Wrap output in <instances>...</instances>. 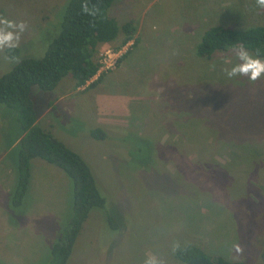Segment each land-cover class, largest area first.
<instances>
[{"label":"rangeland","instance_id":"obj_1","mask_svg":"<svg viewBox=\"0 0 264 264\" xmlns=\"http://www.w3.org/2000/svg\"><path fill=\"white\" fill-rule=\"evenodd\" d=\"M66 4L0 0V15L28 24L20 60L43 55ZM107 12L136 29L116 49L126 51L114 67L80 87L66 75L30 94L37 124L87 162L106 200L89 212L66 264H143L151 254L181 264L175 242L263 264L264 78L229 79L224 69L238 62L232 49L207 58L195 48L211 26L264 25V9L256 0H114ZM116 44L101 45L95 60ZM6 55L0 75L18 63ZM96 126L106 139L91 136ZM20 132L14 111L0 104V264H48L72 185L60 168L33 158L23 201L11 205Z\"/></svg>","mask_w":264,"mask_h":264},{"label":"trees","instance_id":"obj_2","mask_svg":"<svg viewBox=\"0 0 264 264\" xmlns=\"http://www.w3.org/2000/svg\"><path fill=\"white\" fill-rule=\"evenodd\" d=\"M113 1L88 0L90 5H98L101 9L97 17H90L81 11L84 0H67L60 24L53 31L43 55L38 58H22L9 71L0 75V104L14 111L21 130L17 137V179L11 205L17 207L23 201L33 158L57 166L71 181V212L59 236L52 243L48 264L67 263L74 254L89 212L93 208H104L106 200L100 194L87 162L53 137L50 131L37 124L31 89L35 86L42 91L52 90L66 75L73 79L76 87L83 86L98 70L99 63L95 56L101 45L117 42L113 49H119L132 40L136 30L133 22L118 24L107 12ZM240 44L264 59V25L243 29L211 26L203 32L195 53L199 57L209 58L216 51L232 49ZM19 52L17 49L9 55H18ZM90 134L98 140L107 138V133L100 126L92 128ZM104 212L108 227L116 231V219L107 214L106 209ZM181 249L172 252V256L181 264H247L241 260L212 257L194 244H185ZM261 257L264 264V249Z\"/></svg>","mask_w":264,"mask_h":264},{"label":"clouds","instance_id":"obj_3","mask_svg":"<svg viewBox=\"0 0 264 264\" xmlns=\"http://www.w3.org/2000/svg\"><path fill=\"white\" fill-rule=\"evenodd\" d=\"M256 5L264 9V0H256ZM81 11L90 17H97L101 9L98 5H90L88 0H84L81 4ZM27 29L28 24L26 21H17L0 15V52H5V50H7L8 53H14L15 50L19 49L22 36ZM232 51L238 62L224 69L229 79L246 77L249 82L254 84L261 78H264V59H262L258 53L253 55L242 44L232 48ZM5 59L10 62H19L20 57L18 55H6ZM234 249L237 253L243 252V248L240 244L234 245ZM172 250L173 252L182 250L180 243L175 242L172 246ZM143 264H167V260L156 254H151L146 255Z\"/></svg>","mask_w":264,"mask_h":264},{"label":"built area","instance_id":"obj_4","mask_svg":"<svg viewBox=\"0 0 264 264\" xmlns=\"http://www.w3.org/2000/svg\"><path fill=\"white\" fill-rule=\"evenodd\" d=\"M126 45L128 46L129 42L126 43ZM124 47H126V46H124ZM125 51H126V48H123V49L118 50V51H116V49L107 48L103 52V54L101 53L102 58L98 61L99 67H98V70L96 73L99 74L102 71H107L109 68L114 67L119 56L122 55L123 53H125Z\"/></svg>","mask_w":264,"mask_h":264}]
</instances>
